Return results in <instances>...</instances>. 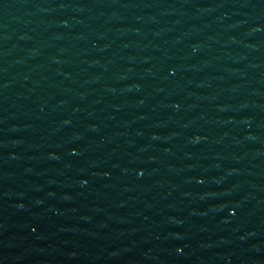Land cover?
<instances>
[{
  "label": "water",
  "instance_id": "water-1",
  "mask_svg": "<svg viewBox=\"0 0 264 264\" xmlns=\"http://www.w3.org/2000/svg\"><path fill=\"white\" fill-rule=\"evenodd\" d=\"M0 264H264V0H0Z\"/></svg>",
  "mask_w": 264,
  "mask_h": 264
}]
</instances>
